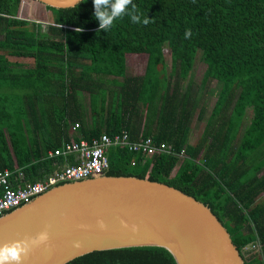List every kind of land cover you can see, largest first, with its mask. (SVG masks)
<instances>
[{
    "label": "trees",
    "instance_id": "16d2710c",
    "mask_svg": "<svg viewBox=\"0 0 264 264\" xmlns=\"http://www.w3.org/2000/svg\"><path fill=\"white\" fill-rule=\"evenodd\" d=\"M22 2L0 0V169L11 171L10 185L33 184L59 169L64 158L48 151L70 137L125 130L132 139L164 141L173 154L110 148L104 174L147 177L193 196L223 224L244 264H264V0H133L152 22L124 16L107 32L98 31L93 0L66 8L38 1L50 13L46 24L19 17ZM127 53L146 54L142 75L126 74ZM195 60L205 65L198 83ZM107 79L117 82L115 91ZM214 81L217 96L191 141L192 117L196 109V119L203 117ZM65 264L176 262L164 247L131 246Z\"/></svg>",
    "mask_w": 264,
    "mask_h": 264
},
{
    "label": "water",
    "instance_id": "95a60500",
    "mask_svg": "<svg viewBox=\"0 0 264 264\" xmlns=\"http://www.w3.org/2000/svg\"><path fill=\"white\" fill-rule=\"evenodd\" d=\"M36 1L55 8L75 5ZM44 229L49 245L31 248L22 264H65L94 250L131 246L164 247L176 264H244L208 206L147 177L103 174L53 186L0 216V244Z\"/></svg>",
    "mask_w": 264,
    "mask_h": 264
},
{
    "label": "built area",
    "instance_id": "2783aa9c",
    "mask_svg": "<svg viewBox=\"0 0 264 264\" xmlns=\"http://www.w3.org/2000/svg\"><path fill=\"white\" fill-rule=\"evenodd\" d=\"M78 127V122L73 123L70 135H74ZM110 148L127 149L146 157L161 153H174L171 146L164 141L155 143L150 137L132 139L125 130L113 135L102 133L99 137H92L91 139L81 136L77 139L70 137L68 141L48 151L49 157L62 156L65 163L42 181L12 187L10 185L11 171L7 168L0 169V216L31 201L35 196L59 183L103 175L109 168L107 152ZM182 154L183 150L180 151L179 155ZM69 156L75 157L73 163L67 162ZM131 164H135V161L133 160ZM253 248L257 249V246Z\"/></svg>",
    "mask_w": 264,
    "mask_h": 264
},
{
    "label": "clouds",
    "instance_id": "9594fccd",
    "mask_svg": "<svg viewBox=\"0 0 264 264\" xmlns=\"http://www.w3.org/2000/svg\"><path fill=\"white\" fill-rule=\"evenodd\" d=\"M81 2L82 0H74L75 6H78ZM93 8V16L99 22L98 31L104 30L107 32L116 20L122 19L124 16H128L134 24L147 25L152 22V18L139 12L133 0H93ZM191 35V29H186L184 38L190 39ZM99 223L103 226L102 221H99ZM49 243L50 236L47 229L32 237L4 242L0 244V264H22L24 257L31 248L47 246Z\"/></svg>",
    "mask_w": 264,
    "mask_h": 264
},
{
    "label": "rangeland",
    "instance_id": "374dc122",
    "mask_svg": "<svg viewBox=\"0 0 264 264\" xmlns=\"http://www.w3.org/2000/svg\"><path fill=\"white\" fill-rule=\"evenodd\" d=\"M26 1L24 0V2H22V4L20 5V8L18 10V16L21 18H27L30 20H36V21H40V22H44L43 24H46L45 22H49L50 21V13L48 14L47 12H44L43 10V5L41 3H39L38 1ZM42 24V23H41ZM164 55L165 58L167 60V63L169 64V49L167 47L164 48ZM9 59L12 62H16L17 64H20L21 66H31L33 65V60L31 58H23V57H9ZM146 57L144 56H138L137 59L133 62H130L131 66H137V68L139 69V72H143L144 70V65L146 64ZM130 68V72L132 73V71H135L132 67ZM205 65L203 62L199 61V60H195V64L193 67V72H192V79L194 80L193 82L198 83L202 77V73L204 71ZM216 81L212 82V87H213V92L211 93V95L208 97V95H206V93H204L206 99H205V108H204V113H203V117L198 120L196 119V114H197V109L194 112V115L192 117L191 120V137L190 140H196L200 135L203 125L205 124L206 118L209 115L210 111H211V107L214 103V100L217 96V91H218V87H219V83H215ZM210 83V82H209ZM208 83V86H209ZM214 83V84H213ZM85 93V92H84ZM83 93V95H84ZM85 98H87V94L85 95ZM87 101L85 100V103ZM249 120V116L246 115V117L244 118V124H246ZM71 126L70 125V130H71ZM175 172V169L173 170L172 174Z\"/></svg>",
    "mask_w": 264,
    "mask_h": 264
},
{
    "label": "crops",
    "instance_id": "0c3cea01",
    "mask_svg": "<svg viewBox=\"0 0 264 264\" xmlns=\"http://www.w3.org/2000/svg\"><path fill=\"white\" fill-rule=\"evenodd\" d=\"M138 56H144V57H146V60H147V56H146V54H144V53H140V54H138V53H127L126 54V74L127 75H130V76H139V75H142L143 73H144V70H143V72H139V69L137 68V66H131L130 65V62L131 61H135L136 59H137V57ZM146 63V62H145ZM129 67H132L135 71H132V73L130 72V68ZM144 68H145V65H144ZM117 80H119V81H121L120 79H117ZM106 83L110 86L111 84H113L112 85V87L110 88L111 90H113V91H115L117 88H116V86H115V84L117 83V82H113V80H111V79H107L106 80ZM87 93H84V96L86 95ZM87 97H89L88 96V94H87ZM86 108H87V111H86V114L87 115H89V113H90V108H89V106H86ZM89 118V117H88ZM91 119H92V117H90V121H91ZM70 133V132H69ZM72 159H73V162L75 161V157L74 156H72ZM65 160V159H64ZM67 162H68V159H67ZM68 163H70V162H68Z\"/></svg>",
    "mask_w": 264,
    "mask_h": 264
}]
</instances>
